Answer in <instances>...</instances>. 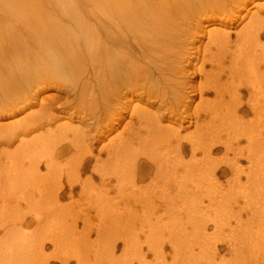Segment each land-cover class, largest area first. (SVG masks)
Returning a JSON list of instances; mask_svg holds the SVG:
<instances>
[{"label":"bare ground","instance_id":"1","mask_svg":"<svg viewBox=\"0 0 264 264\" xmlns=\"http://www.w3.org/2000/svg\"><path fill=\"white\" fill-rule=\"evenodd\" d=\"M55 8L60 11L59 15L61 16L52 13V9ZM229 22L234 25L238 22L237 27L239 29L235 31V40L231 38L227 30ZM3 24H9V26H12V29L7 26L10 29V31H8L5 27L3 28ZM71 25L73 27H71ZM15 33L21 37L15 38ZM29 33L31 35H29ZM5 36L7 38H5ZM263 38L264 0H0V89L4 93L7 101H10L9 105H6L7 110L5 109V111L12 110V106H19L17 105L18 102L22 104L28 102V109L32 110V112L28 113L23 119H14L16 117V115H14L11 117V119H13L11 120V124L0 127V145L5 143L12 144L19 141V144L11 153H7L2 149L0 150V155L6 153L7 155H11V158L15 160L10 162L12 164L9 163V166H6V164L0 166V223L4 221L9 212L14 216H18L16 215V210L10 208V205L20 208L23 206L25 208H32L41 203H46L50 205V207L55 203L57 204L58 193L59 190L61 191L62 189L60 185L59 188L57 186L60 183V179H58V182H55V187L56 189L58 188V190L54 192L52 187H50V182L47 183L45 182L46 180H44L42 183L43 178L49 180L48 178L50 175L53 176L58 174L61 176V170H65L66 183L70 188L69 190L72 191V187L80 178V168L83 166V160L85 157L91 155L89 147L95 144V138L97 137L96 140L99 141V138L104 137L105 134H109L115 127L114 125H119L118 123L119 120L122 119V115L127 112H134L137 117L139 116V123L142 126L140 128H142L145 133H143L142 136L139 134V149L135 153H131L130 157V150H132L130 143H132V139L129 137L130 140L128 139L129 141H127L125 137L117 135L118 137L116 136L115 140H111L109 143L111 150L108 151V155H110L107 158L108 163L110 164L111 159L114 161L120 156H125L122 163L124 164L123 168L121 167L120 172H114L117 177L119 175L122 178L124 175L123 182L125 183L127 178L130 175L133 176L137 171L135 170V165L138 159L145 158L156 165L157 174L154 173L155 176H153L155 180L159 173L162 174V164L164 165L163 157H161L162 153L161 156H159L158 152L161 145L163 142L169 143L172 139L178 138L177 130L179 128L176 127L177 130L176 128L175 130H164L160 127L161 120L164 117L161 113V111H164L162 108L164 106L163 98L167 96L168 93L174 98L179 108H184L185 113L189 112V107L191 105L184 103H188L191 97L195 98L198 96L199 99H202L205 94H214L213 102L203 103V101H201V106L205 114L211 115L209 125L202 127L201 130L198 129L197 135L192 141H190L191 137L186 138L184 140L185 142L179 138L176 140L175 147L172 148L171 146L169 147L168 144L165 145L166 148L169 147V151H172L170 153L173 154L172 156H174V154L177 155V157L182 156L183 144L189 143L191 144L192 156L195 157L198 152L202 153L203 158L201 163L204 164V168L208 171L211 170L212 173L224 174L229 171L236 183L239 184L240 173H245V171L238 166V161L245 156L249 164V172L246 175L247 180H252V177L260 173V171V174L263 176L264 165L259 166L258 164L260 158L258 153H262L264 157V139L261 137L263 130H260L264 129L262 128L264 127V120L262 121L261 118L264 116V71L261 72V67L264 68ZM201 43L204 45L202 50L199 48L202 45ZM75 46L78 48L82 47L84 53L87 54L93 62L89 63L93 68L92 75L94 79L99 82L98 84H100L101 89L99 95H102L100 98L103 102L102 108L100 109L105 115L103 114V120L101 121L100 118L97 123V125L101 127L100 133L97 134L98 136H96L97 132L94 135V133L89 131L90 129L86 130L87 127L84 129L85 131L78 128L68 129L62 127L53 130L50 122L53 120L52 116L55 110L53 108V106H55V99L42 97L39 99L38 105H36L37 103L34 104V106L29 105L30 101L33 103L32 100L34 98L28 94V70L27 68L22 69L19 66H11V63H26L27 61H30L28 63H34L31 65L33 76L41 80V84L44 85H47V80L49 78H51V80L53 77L59 79L58 83L61 84L62 81H69L71 78L72 81L73 79H77V81L79 79L82 80L84 78H81L82 75L87 73V77L84 78L83 82L79 81L80 83L77 84L78 82L74 80L76 82L74 88L77 91L75 95H77L78 99V105H76L77 108H75L77 111H75L78 114L84 115L85 117L90 116V119H93V117H96L95 113L97 112H94V104L97 103L92 102V104L86 102L87 99L86 101L84 100L85 95H87L86 93H90V91L93 90H90V88H92L88 76L90 73L88 74V71L84 70L86 66H88V63L85 64L84 62L83 64V61L77 60L76 50H72ZM183 49H186V51L188 50V52H183ZM123 51H125V53ZM20 53L25 55L23 56L26 58L25 60L22 59V54ZM185 56L188 57V59H185ZM30 57L32 59H30ZM68 58L74 62L71 61L72 63H67L66 61ZM76 61H78V63H76ZM185 62L191 64L189 67L191 72L188 74L191 75L189 79L193 81L195 78L199 77L201 80L199 86L191 84L192 82L187 80L188 78L186 76L188 75L185 74L187 72L185 71L187 68L184 66ZM51 63L63 64H55V66L49 68L48 65ZM207 66H210L209 70L205 69ZM4 74H6L11 81L7 82V79H2ZM15 76H17V78ZM118 78L121 79V82L119 81L113 86L114 83L111 82L114 79L119 80ZM154 78L158 80V82L155 81L156 85H160L162 88H153V85L147 86L148 83L150 84L149 81ZM95 80H93V82H95ZM176 80L179 83H176ZM52 81L54 82V80ZM25 84L26 87H24ZM167 89H169V92H166ZM243 89L248 91L249 96L246 105H243L240 101V93ZM188 94L190 95L188 96ZM93 95H95V93H93ZM142 98H144L142 102L144 104L140 105L139 101L140 99L142 100ZM145 98L149 103H147ZM98 99L96 101H98ZM157 101L159 102L158 106H155L156 108L150 110L152 111L150 112L148 109H150L151 103H158ZM25 106L26 104L24 107ZM34 107L38 109L36 110ZM164 107L165 112H167L168 106ZM170 109V113L174 115L173 108ZM22 111L23 110H20L19 113ZM239 112H245L246 114L251 113L254 116V120L248 123L238 122L237 119H235V114ZM171 114L170 116H172ZM188 116L187 118L189 119ZM172 117L174 118L175 116ZM185 122L189 123L190 121L187 120ZM214 122H219L220 124L217 125L214 124ZM110 123L113 124L111 125ZM245 127H247L248 130L241 132ZM42 128L45 129L44 134L32 137L28 140L30 137L29 134H31L32 131L36 132V130H41ZM210 129L212 131L208 132ZM68 133H71V138L68 137ZM88 133L91 135L93 134L94 137L92 135V138H89ZM242 137L246 138L248 145L246 154L243 153L244 150L242 148H238L240 142H242ZM17 138L19 140H16ZM66 143L69 144L70 149L75 151V155L69 158L63 166L54 164L52 162L54 159L49 163L46 162V168L48 169L47 176H42L40 174V163H35L36 165H33L34 163L29 164V167L25 168V160L30 161L32 158H38V156L42 154L45 157L49 155L50 160L57 150L56 148ZM101 143H103V141ZM234 145H236V149L233 148ZM221 148L225 150V154L229 152L233 153V159L228 162L226 159L221 161L222 163L220 166L225 165L223 169L219 167V162L218 164L216 163V165L209 166V163L212 164L211 161H208L211 159L209 156L220 151ZM84 151H86V156L85 153L83 154ZM1 158L2 157H0V159ZM125 159L127 161H125ZM117 160H119V158ZM165 160L168 161L167 159ZM178 160H176V163H178ZM1 162L2 160H0V163ZM172 162L174 161L172 160ZM171 163L169 165H171ZM191 165L194 164L192 163ZM96 167L95 172L103 181L105 176L102 171H104L103 169L107 167V165L100 167L98 165ZM194 167L183 165L182 162L181 167L176 168L175 166V169H172L173 178L169 176L172 179L175 178L174 176L180 175V172H183L185 175L187 173V176H185L186 180L183 182L184 184L182 183L183 185H180L181 180L178 181L180 182L178 184L176 182L178 187L173 189V191L181 190L183 192L188 190V192H190L193 190L195 193L197 192V188H201L200 186L193 189L194 187L192 185L194 184L195 176L190 172L189 174L188 171ZM196 167H198V164H196ZM110 168L113 169V167ZM167 168L165 169L167 170ZM197 169L203 174L202 167L200 169L198 167ZM167 172L168 171L165 173L167 174ZM30 175H35L36 180L31 178ZM28 178L31 179L27 180ZM89 179L85 186H83V191L86 186L92 184ZM30 180H32L34 185H37L38 188L40 184L44 186L43 189L39 191L40 199L37 201L30 197L24 199L25 195H23L21 199L24 200L10 201L12 195H16L17 190L25 187ZM153 183L155 182L153 181ZM151 187L153 186L151 185ZM203 189L208 188L203 187ZM235 190L236 189H234V191ZM238 190L239 188L237 191ZM188 195L189 194H187V196ZM194 196L195 195H192V201H185L182 207H196L195 204H197V199ZM213 204L214 202L211 201L208 208ZM171 205L170 202H166L162 207L170 208L169 206ZM200 205L201 203H199L198 207ZM101 206L102 208H99L97 205L98 209L103 211L108 205L104 207L105 205L103 206V204H101ZM56 208L53 207L50 211ZM52 211L51 213H53ZM215 211L217 210L215 209ZM48 213L49 212H47V214ZM47 216L48 215L45 217ZM59 218L60 219L55 217L54 221L56 223H61V216H59ZM14 219L16 220V218ZM46 219L40 222V224L37 222L43 229L44 227L47 228V224H50V221L47 222ZM48 219L50 220V218ZM106 219L103 218V221ZM5 221V224H7V220ZM12 221L9 223L12 224ZM100 224H102V222H100ZM45 230H40L38 233L39 236L35 239L31 238L27 240L26 237L24 240H20L18 237H15V234L13 235V233L8 231L7 233L10 232L9 236L5 238H9V240L5 242V244L1 243L4 249L0 247V264H23V262L29 259L27 258L28 255L31 256L35 254L33 252L37 250L36 246L41 253L46 247L44 245V238L46 239L47 237V231ZM18 231L20 232V229ZM57 238L54 237L49 240V243L56 246V248L59 246V238ZM6 240L7 239H5V241ZM26 249L29 254L25 253ZM49 257L53 260H50L47 256L43 264H49L50 261H55L59 264H67V260L64 258H56L57 256L53 258L51 255ZM143 262L141 261L140 263L144 264Z\"/></svg>","mask_w":264,"mask_h":264},{"label":"rangeland","instance_id":"2","mask_svg":"<svg viewBox=\"0 0 264 264\" xmlns=\"http://www.w3.org/2000/svg\"><path fill=\"white\" fill-rule=\"evenodd\" d=\"M52 10H53L52 11L53 14L57 16H61L59 15L60 14L59 10H57L56 8ZM5 25L6 24H3V28L5 27L6 29H8V31L12 29L11 28L12 26H9V24H7L6 26ZM237 25L238 22L235 23V25L230 24L229 22L227 26L228 27L227 30L229 31V34L233 40H235V36H234V34L236 33L235 31L239 29ZM71 27L73 26L71 25ZM14 35L15 38L21 37L17 35V33H15ZM29 35L31 34L29 33ZM5 38L7 37L5 36ZM263 42H264V38H263ZM197 45L200 46L199 44ZM199 48L202 50L204 48V45L202 44ZM72 50L73 51L76 50L75 53L77 54L76 57L77 60L83 61V64L84 62L85 64L88 63L87 64L88 66H86L84 70L88 71V74L90 73V75H88L92 87L90 88V90L93 89L96 91L91 90L90 93L87 92L86 93L87 95H85L84 100L86 101L87 99L86 102L97 103L94 104V112L96 111L97 112L95 113L96 117H93V119H90L91 118L90 116L85 117L84 115L78 114L76 112L77 110L75 109L77 108L76 105H78L77 102L78 99H77V95H75L77 91L75 90L74 87L76 82H78L77 84H79L80 83L79 81L81 82L84 81V78L87 77L86 76L87 73L82 75L81 78L84 77L82 80L79 79L77 81V79H73L72 81L71 78L70 79L71 81L70 80L69 81L66 80L65 82L62 81L63 83L61 82V84L58 83L59 79H56L52 76L53 77L52 80H54V82L51 80V78H49L47 80V85H44L41 84V80L33 76L31 65L34 63H28L30 61H27L26 63L24 62L11 63V66H15V67L19 66L22 69L27 68L28 70V71L26 70L27 80L29 82L28 94H30L31 97L34 98L33 100L31 99L33 103L30 101L29 105L34 106V104L36 103H37L36 105H38V101L42 97L45 98L50 97V99L52 98L55 99L54 101L55 106H53V108L55 109V110L53 109L54 117L52 116L53 120L50 122L51 123L50 125L53 130L60 127L68 128V129L78 128L84 130L87 127L86 130L90 129L89 131L91 133H94V135L97 132L96 136H98L97 134L100 133L101 127H99L97 123L99 122L100 118H101L100 120L102 121L105 115L104 112H102V110L100 109L102 108L103 105V102L101 101L100 98L102 95H99L101 89L100 84H98L99 82H97L92 75L93 68L91 67L92 66L91 64L89 65V63H93V62L90 60L87 54L84 53L83 48L82 47L78 48L75 46L74 49ZM189 50L191 51L190 48ZM184 51L188 52V50L186 51V49H183V52ZM123 52L125 53V51ZM20 54H22L21 56L22 59L25 60L26 58L23 57L25 55L23 53ZM184 58L188 59V57L186 56ZM30 59L32 58L30 57ZM71 61L74 62L73 60L68 58L66 62L72 63ZM76 63H78V61H76ZM55 64L59 65L63 63H55ZM55 64L51 63L48 65V67L50 68L51 66H55ZM190 65L191 64H189L188 62L184 63V66L187 67L185 70L187 71L185 73L187 75L190 74L191 72L189 68ZM205 69L209 70L210 66H207ZM262 71H264V68L261 67V72ZM189 76L191 75L186 76L188 78L186 79L192 82L191 84L199 86V82L201 81L200 78L197 77L192 81L189 79L190 78ZM15 77L17 78V76ZM2 79H7L6 80L7 82L11 81V79L8 78L6 74L3 75ZM118 79L119 80L114 79L111 82L114 83L113 86L119 81L121 82V79L120 78ZM74 80H76V82ZM93 80H95V82H93ZM151 80L149 81L150 84L148 83L147 86L153 85V88L154 87L162 88V86L156 85V82H158L157 79L154 78ZM175 82L177 83L178 81L176 80ZM12 84H13V80H12ZM24 87H26V84ZM167 91L169 92V89H167L166 92ZM93 93H95L96 96L93 95ZM90 95L93 96L91 97ZM189 95L190 94H188V96ZM248 97H249L248 91L243 89V91H241L240 93V101L243 105L244 104L246 105L248 101ZM89 98H93V99H89ZM95 98L97 99L99 98L98 101H96L97 99ZM143 99L144 98H142V100L140 99L139 101L140 105L144 104L142 103ZM190 99L191 100L188 103H184L191 105L189 107L190 109L189 112L185 113L184 108L178 107L176 101L174 100L173 97H171L170 93H168V95L163 98V105L168 106V108H167V112H165V107L164 106L162 107L164 111H161V113L163 114L164 117L161 120L160 127L164 130H168V129L175 130L176 127L179 128L178 130L176 128V130L178 131V138L172 139L171 142L169 143L162 141L163 144L161 145V148L158 151L159 156H161L162 153L161 157H163V163H164V165L162 164V168L164 169V171L166 170L165 168H167L168 165V168L166 170L168 171L167 174L165 173L166 171L164 172L163 169H161L163 175L159 173V175H157L158 177L154 180L155 178L153 177L155 176L154 173L157 174L156 165H154L145 158L138 159L135 165V170L137 171L136 172L134 171L135 173L133 174V176L130 175L125 181V183L123 182L124 175L121 178V176L118 175L117 177V175L115 174L117 172H120L121 167L123 168L124 164L122 163L125 156L118 157L119 160H117L118 158L115 159L114 161H112L113 159H111L112 163L110 161L109 164L107 158L110 156L108 155L109 154L108 151L111 150V146L109 144L110 141L115 140L117 135L118 136L121 135V137H125V140L127 139V141H129L131 138L132 143L130 144L132 150H130V154H129L130 157L131 153H135L139 149V145H138L139 134H141L142 136L143 133H145L144 130L140 128L142 126L139 123L140 122L139 116L137 117V115H135L134 112H127L126 114L122 115V119H120L118 123L119 125H114L115 127L111 132H109V134H105L104 137L99 138L100 139L99 141L96 140L97 137L95 138V144L91 145L92 147L91 146L89 147L92 156L89 155L88 157H85V159L83 160L82 163L83 166H81L80 168V178L78 179V182H76V184H74V186L72 187V191L69 190L70 188L66 183L65 170H61V176H59L58 174L53 176L50 175V177L48 178L50 181L43 178L42 183L44 182V180H46L45 182L47 183L50 182V187H52L54 192L58 190L59 185L62 187L61 191L59 190V193L57 192L58 193L57 204L55 203L52 207H50V205H47L46 203H41L40 205L32 208H25L24 206L20 208L10 205V208L16 210L17 213L16 215L18 216H14L13 214H11V212H9V214H7V217H5L4 221H1L0 227L2 229L0 228L1 229L0 247L4 249V246H1V243L5 244V242L9 240V238H5V237H8L10 232L13 233V235L15 234V237H18V239L20 240H24L25 237L27 240L31 238L35 239L37 236H39L38 233L40 230L46 229L45 231H47V237H48V238L46 237V239L44 238L45 240L44 245L46 247L40 253L39 249L36 246L37 250L33 252L35 254H32L31 256L28 255L29 257L26 255L27 258L29 259L23 262V264L25 263L43 264L45 258L47 256L48 258H50L49 257L50 255L53 258L57 256L56 258L66 259L67 264H139L141 261L143 262V260H144L143 262L144 264H264V201H263L264 175L262 176V174H260L261 171L260 173L256 174L257 176L255 175L254 177H252V180L250 179L247 180L246 175L249 172L248 171L249 164L248 161H246L247 159L245 158V156L243 157V159L240 158L238 161V166H240L245 171V173H240L241 176L239 178V184H237L236 181L233 179L231 172L229 171L224 174L215 172L216 173L215 174L212 173L211 170L208 171L206 168H204V164L201 163L203 154L198 152L197 155L193 157L190 148L191 144L189 143L183 144L184 147L182 148V156L177 157V155L175 154L174 156H172L173 154H170L172 151H169V147L170 146L172 148L175 147L176 140L181 138L184 141L186 138L191 137L190 141H192L196 137L197 135L196 133L198 129L201 130L202 127L209 125V120L211 118L210 117L211 115L205 114V112L203 111L204 109L201 106L202 103L201 101H203V103L213 102L214 94L213 93L205 94L202 99H199L198 96L195 98L191 97ZM34 100H36L37 102ZM145 100L147 99L145 98ZM9 102L10 101H7V99L4 96V93L0 89V127L1 126L5 127L8 124H11L12 122L11 120H13L11 119V117H13L14 115H16L14 119H19V118L23 119L25 116L28 115V113L32 112L31 109H28L29 108L27 105L28 102L25 103L26 104L25 107H24L25 105L24 103L22 104L18 102L17 105L19 106H15V107L12 106L13 107L12 110L5 111V109L7 110L6 105H9ZM147 103H149L148 100ZM155 103L156 102L151 103V106L152 105L153 106L149 107L150 108L148 109L149 111L154 110L158 106L159 102L156 104ZM174 106L177 109H175ZM34 108L36 110L38 109L37 107ZM170 108H173L174 115L170 113L171 111ZM20 110L23 111L19 113ZM194 111L196 116L194 115ZM98 112H100L101 114ZM170 114L175 117L173 118L172 116H170ZM187 116L189 117L190 120L187 118ZM261 118L263 121L264 116H262ZM235 119H237V121L240 123H248L254 120V116L251 113L246 114L245 112H239L238 114H235ZM187 120L190 122L189 123L185 122ZM110 124L112 125L113 123ZM214 124L219 125L220 123L214 122ZM136 127L140 131H138ZM247 130L248 128L245 127L242 129L241 132H245ZM260 130L261 131L263 130L261 137L264 139V129H260ZM211 131L212 130L210 129L208 132ZM44 132H45L44 128H42L41 130H36V132L32 131L31 134H29L30 137L28 138V140L31 139L32 137H37L41 134H44ZM68 134H69L68 137L71 138L70 135L71 133ZM92 135L89 134V138H92ZM16 140L19 139L17 138ZM102 141L103 143H101ZM241 141L242 142H240L238 148H242L244 150L243 153L246 154L247 146H248L246 142V138L242 137ZM18 144L19 141H16L12 144L11 143L1 144L0 150L2 149L7 153H11ZM167 144L169 146L168 148L165 147V145ZM235 147L236 145H234L233 148ZM56 149L57 150L53 155L54 158L52 157L50 158V160H49V155L45 157L43 154L38 156V158L36 157L32 158L30 161L25 160L24 163L25 168H28L29 164L34 163L33 165H36L35 163H40V171H41L40 174L42 176H47L48 169L46 168V162L49 163L54 159L52 161L54 164H58V166H63L69 158H72L75 155V151H73V149H70L69 144L67 143L63 145L61 144ZM84 153L86 156V151H84L83 154ZM229 153L225 154V150L224 149L222 150L221 148L220 151L213 153L209 156V158L211 159H209L208 161L209 162L211 161L212 164L209 163L208 165L209 166L216 165V163L218 164L219 162V167L223 169L225 165L220 166L222 163L221 161L226 159L228 162L229 160L233 159V153L231 152ZM262 155H263L262 153H258V156L260 157L258 163L259 166L264 165V157ZM0 157H2L0 159L2 160L0 166L2 164H6V166H9L10 162L15 161L14 158H11V155H7L6 153L0 155ZM165 159H167L168 161H166ZM172 160L174 162H172ZM176 160H178V163H176ZM125 161L127 160L125 159ZM182 162L183 165L186 166H190V167L195 166L190 171H188V173L190 172L195 176L194 184L192 185L194 187L193 189H196V187L201 186V188L199 189L197 188V192L195 193L193 190H191L193 192L191 191L188 192V190H185L183 192L181 190H180L181 192L175 190L173 191V189L178 187L177 184L180 183L178 181L181 180L180 185H183L184 184L183 182L186 180L185 176H187V173L185 175L183 172H180V175L178 174L177 176H174L175 177L174 179H172L173 178L172 169H175V166L176 168L181 167ZM194 162L198 164L199 169L202 167L203 174L202 172H200V170L197 169L198 167H196V164ZM170 163L171 165H169ZM192 163L194 165H191ZM98 165L99 167L107 165V167H105L106 169L103 167L104 171L101 170L102 172H104V176H105L103 181L100 178V176L95 172L97 168L96 166ZM110 167H113V169ZM112 174L114 177L112 176ZM169 176L172 178H170ZM30 177L36 180L35 175L34 176L30 175ZM31 178H28L27 180ZM58 179H60V183L57 185L58 188L56 189L55 182H58ZM88 179L90 183H92L91 184L92 186L91 185H89L90 187L86 186L83 191V186H85ZM152 180L155 183H153ZM32 182L33 181L30 180V182L26 184L25 187L17 190V194L12 195L10 201L12 200L20 201L28 197L34 199L35 201L39 200L40 199L39 191L42 190L44 186L40 184L38 188V186L34 185V182L33 183ZM151 185L153 187H151ZM203 187L208 189H203ZM238 188L239 190L237 191ZM234 189L236 190L234 191ZM104 193L107 194L105 195ZM187 194L189 195L187 196ZM23 195H25V197L24 199H21ZM192 195H195L194 197L197 199L196 200L197 204H195L196 207L194 206L193 207L190 206V208L189 206L187 208L185 206L182 207V204L185 201L189 202L193 200ZM97 199L100 202H98ZM165 201L170 202L172 204L171 206H169L170 208L162 207L163 204L166 203ZM211 201H213L214 204L210 208H208V205L209 203H211ZM199 203H201V205L198 207ZM101 204H103V206L105 205L104 207H106L107 205L108 206L105 210L100 211L98 207L102 208ZM53 207L56 209L53 211L51 210L53 212L51 213L50 209H52ZM215 209L217 211H215ZM47 212H49L50 214L49 213L47 214ZM46 215H48L47 217L50 218V220L47 217H45ZM59 216H61L62 218L61 223H56L54 219L55 217H58V219H60ZM14 218H16V220ZM103 218L105 219L107 218V219L103 221ZM44 219H46L47 222L50 221V224H47V228L44 227L43 229V227L39 226L38 224H40V222L45 221ZM5 220H7V224H5L6 222ZM10 221H12V224L9 223ZM100 222H102V224H100ZM17 229L18 230L20 229V232ZM8 231L10 232L7 233ZM4 234L7 236H5ZM52 237L59 238V239L57 238L59 241L58 245L60 247L58 245L57 246L59 248L58 247L56 248V246H53L52 244L49 243L50 238L53 239ZM5 239L7 240L5 241ZM60 240L63 242H61ZM25 251L24 252L26 254H29L27 249ZM60 254L64 256L62 257ZM50 260L53 259L50 258ZM53 263L59 264L58 262L55 261L49 262V264H53Z\"/></svg>","mask_w":264,"mask_h":264}]
</instances>
